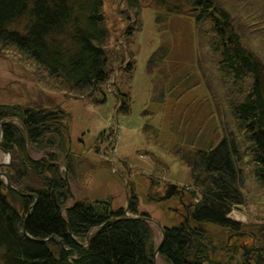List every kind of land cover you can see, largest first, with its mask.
<instances>
[{
	"label": "trees",
	"instance_id": "obj_1",
	"mask_svg": "<svg viewBox=\"0 0 264 264\" xmlns=\"http://www.w3.org/2000/svg\"><path fill=\"white\" fill-rule=\"evenodd\" d=\"M125 1L128 11H139L143 2ZM242 1L243 8L223 5V0L149 3L155 8L157 24L163 12L189 18L198 38L197 53L203 55L195 62L199 80L183 72L182 62L170 57L173 46L169 42L160 43L146 65L152 101L166 119L165 132L172 135L177 129L184 135V146L167 141L166 147L187 167L199 190V196H192L193 232L186 223L163 227L161 241L155 246L150 215L139 212L134 191L119 209H113L110 198L69 204L73 196L65 173L71 182L82 162L67 150L68 112L52 101L0 103V146L12 156L5 172L21 193L34 194L8 190L0 178V264H155L159 245L157 255L164 264H232L234 256L219 258L201 240L206 225L240 231L241 223L231 220L229 212L245 204L247 181L264 186V49L254 48L252 36L243 38L233 16L238 9L236 13L251 18L253 27L264 29V0ZM121 15L127 19L124 12ZM139 29L131 25L124 35L129 37ZM257 33V39L264 37ZM109 40L103 0H0V50L22 56L53 81L58 91L86 104H101L106 99L105 86L110 87L114 62ZM120 56L122 63L124 57ZM134 68L135 61H128L123 71L130 77ZM200 83L211 98L212 113L222 123V136L214 132L199 146L196 131L190 137L177 127L175 103ZM115 93L118 112L129 114V94L119 89ZM195 119L196 110L188 121ZM143 135L154 143L160 138L159 130L149 123L143 126ZM111 137L108 131L97 139L109 143ZM10 194L18 198V205ZM23 226L34 238H54L33 241L22 234ZM257 233L260 245L250 259L239 264H264V227Z\"/></svg>",
	"mask_w": 264,
	"mask_h": 264
},
{
	"label": "rangeland",
	"instance_id": "obj_2",
	"mask_svg": "<svg viewBox=\"0 0 264 264\" xmlns=\"http://www.w3.org/2000/svg\"><path fill=\"white\" fill-rule=\"evenodd\" d=\"M142 1L139 11H128L125 0H103L105 20L110 30L109 44L113 51L111 57L114 59L110 67L113 68L110 87L108 88L109 84L105 86L107 93L103 103L89 105L82 100L68 97L67 93L58 91L56 84L48 81L38 67L9 50H0V103L33 105L52 101L67 110L70 116L68 122L70 152L75 154L77 161L82 162L79 166L77 163L76 178L73 177V183L69 182V189L74 199L72 198L68 203L71 204L73 200H85L83 198L103 200L111 196L112 207L119 209L124 207L130 191H134L139 199V211L150 215L154 230V245L157 246L162 227H174L184 221L179 214L182 209L179 207L177 195L167 201L155 199L164 194L166 186L170 183L183 188L187 192L184 197L192 200L193 193L199 196V190L192 184L187 167L171 149L166 147L167 141L171 144L179 142L182 144L181 139L184 135H180L177 129L172 135L165 132L168 129L166 119L161 113L160 106L152 101V86L146 65L158 45L169 42L170 47L173 46L170 57L182 62L183 72H188L199 80L200 73L199 69H196L195 62L198 55L202 57L203 55L197 53L198 38L189 18H180L181 16L176 14L168 15L163 12L159 14L163 18L157 24L154 6L152 4L149 6L150 0ZM223 1H225L222 2L223 5L229 3L234 8L238 5L243 8L245 3L242 0ZM236 11L233 14L236 18L234 20L243 38L250 39L252 36L254 48L264 49V37L256 38L257 31L262 30L257 35H263L264 29L253 27L250 17L247 19ZM121 12L125 13L127 19L121 15ZM131 25L139 26L140 29L127 37L124 34ZM206 44L207 41L204 39L205 50L208 48ZM120 54V57H124L122 63ZM128 61H135V68L130 76L132 78L123 71ZM206 67L210 74L209 61ZM218 84L213 85L220 90ZM118 89L129 94L130 112L127 115L118 112L115 93ZM179 98L181 99L175 103L178 113L177 127L184 128L185 135L188 133L191 137L196 131L200 139L199 146L204 140L211 138L214 132H217L219 137L222 136V123H219L218 118L212 113L214 106L211 98H208L204 83H200ZM220 101L223 104V98H220ZM194 110H196V119L188 121ZM225 115L227 116V113ZM224 120L227 121L226 118ZM185 122L187 124H184ZM146 123L159 130L160 138L156 143L152 138L146 139L143 136V126ZM108 131L112 136L111 141L99 142L97 136ZM33 156L39 157L38 154ZM8 161V156L0 151V162ZM8 165L0 167V178L3 182L6 180L2 173L8 175L5 172ZM90 165L95 167L89 168ZM244 196L245 204L234 207L228 214L231 220L242 225L240 233L243 234L234 237L235 239L230 242L234 244L235 254H232L231 249L226 248L228 236L233 232L213 225L205 226L207 239L211 241L207 242L208 250L212 254L216 253L219 258L227 260L230 256L237 255L239 249L236 250V247L242 244L241 252L243 244L249 245L252 241L248 235L255 240V246L260 245V234L257 232L264 227V186L249 180L244 188ZM9 197L15 205H18V198L12 194ZM173 208H178L179 213L173 211ZM188 218V222L184 223L192 227L191 217ZM255 232L257 234H254ZM226 249L231 251L230 254ZM244 258L240 256L238 263L234 260L232 264H239ZM156 264H164L158 255Z\"/></svg>",
	"mask_w": 264,
	"mask_h": 264
},
{
	"label": "water",
	"instance_id": "obj_3",
	"mask_svg": "<svg viewBox=\"0 0 264 264\" xmlns=\"http://www.w3.org/2000/svg\"><path fill=\"white\" fill-rule=\"evenodd\" d=\"M68 139L70 140V138H69V135H68ZM0 151L1 152H3L5 155H7L8 156V158H9V162H0V167L1 166H5V165H7V164H10V161H11V155H10V152L8 151V150H6V149H4L2 146H0ZM2 175H4L5 176V184H6V187H7V189H10V190H13L14 192H16V193H18V194H20V195H29V196H34V194H32V193H28V194H25V193H21L20 191H19V189L18 188H16V187H14V186H12L11 184H10V182H9V178L4 174V173H2ZM65 180L67 181V187L69 188V183H68V180H67V178H66V175H65ZM184 190H183V188H178V185L177 184H175V183H170L169 185H168V189L165 191V194H163V195H161V196H159L158 198H157V201H165V200H168L170 197H172L176 192H183ZM29 215V214H28ZM25 223V222H24ZM22 234L25 236V237H27L28 239H31V240H33V241H41V242H44V241H46V240H48V239H51V238H54V236H51L50 238H47V239H37V238H34V237H32V236H30L27 232H26V230H25V226H23L22 227ZM58 241V240H57ZM255 242H254V239L252 240V244H251V246L248 248V249H243L241 252H240V256H242V257H246V258H249L248 257V255L250 254V252L253 250V248H254V244ZM63 245H64V243H63ZM159 247H160V245L157 247V249H156V251H155V257H154V262H155V264H156V255H157V253H158V251H159ZM236 262H238V259H237V261Z\"/></svg>",
	"mask_w": 264,
	"mask_h": 264
},
{
	"label": "flooded vegetation",
	"instance_id": "obj_4",
	"mask_svg": "<svg viewBox=\"0 0 264 264\" xmlns=\"http://www.w3.org/2000/svg\"><path fill=\"white\" fill-rule=\"evenodd\" d=\"M186 193H187L186 191H183L182 193L181 192L177 193V198H178L177 201H178L180 209H182V212L179 213L178 208H173L172 209V210H174V211H176V212H178L180 214V217L183 219L184 222H188V220H189L188 216L189 217L192 216L191 209L193 207V203H192L191 199H188V198L184 197V196H186ZM191 232H193V230ZM240 234H243V233H240ZM234 237L235 238L239 237V234H236V235L232 234L228 238V240H227L228 244H227L226 248H229V249L233 250V245L230 242L232 241V239H234ZM201 241H202V244L204 246H208L207 242L209 243V240L207 239V237L203 236ZM249 247L250 246L248 244L247 245L243 244V249H248Z\"/></svg>",
	"mask_w": 264,
	"mask_h": 264
},
{
	"label": "crops",
	"instance_id": "obj_5",
	"mask_svg": "<svg viewBox=\"0 0 264 264\" xmlns=\"http://www.w3.org/2000/svg\"><path fill=\"white\" fill-rule=\"evenodd\" d=\"M3 104H5V103H3ZM7 104V103H6ZM67 111V110H66ZM70 117V116H69ZM70 119V118H69ZM68 122H69V120H68ZM68 130L69 129H67V142H68V145H67V150H68V152H70V148H69V144H70V140L68 139ZM144 136V135H143ZM73 154V153H72ZM73 155H75V154H73ZM87 160V159H86ZM88 161V160H87ZM94 167H95V165H93ZM93 166H91L90 165V167L89 168H92ZM62 169H64L65 170V168L64 167H62ZM89 172V171H88ZM65 175H67L66 173H65ZM67 178V177H66ZM78 178V177H77ZM68 180V179H67ZM68 183H69V181H68ZM71 184L73 183V180H71V182H70ZM70 183H69V186H70ZM167 188H165V190H164V194H165V191L168 189V185L166 186ZM69 189V188H68ZM72 193V192H71ZM177 193L178 192H176L173 196H175V195H177ZM72 196H73V194H72ZM161 196V195H160ZM172 196V197H173ZM159 197V196H158ZM157 197V198H158ZM172 197H170V198H172ZM73 199H74V197H72ZM111 199V201H113V197H108V198H106V199H103V200H107V199ZM157 198L155 199L156 201H157ZM169 198V199H170ZM81 199V198H80ZM83 199H85V200H90V199H87V198H83ZM127 199H128V195H127ZM127 199H126V202H125V205H124V207L126 206V204H127ZM82 200V199H81ZM73 201H75V200H73ZM72 201V202H73ZM91 201H95L94 199H91ZM165 201H167V200H165ZM191 201L193 202V200L191 199ZM111 203H113V202H111ZM193 208H194V204H193V207H192V209H191V211H192V216H191V224H192V227L190 226V225H187V227H189L188 229L189 230H193L194 229V224H193V222H192V220H193V218H194V213H193ZM114 209V208H113ZM174 211V210H173ZM139 212H142V211H139ZM148 214V213H147ZM150 220H151V218H150ZM182 223H184V222H182ZM181 223V224H182ZM178 225V224H177ZM176 226V225H175ZM163 228V227H162ZM219 228V227H218ZM220 229H222V228H220ZM161 234V236H162V233H160ZM233 234H239V236H240V231H238V232H233ZM232 234H230L229 236H228V238L231 236ZM205 237H207V235L205 234L204 235ZM252 240H253V238L250 236V235H248ZM208 238V237H207ZM235 239V238H234ZM160 240H161V237H160ZM232 242V241H231ZM251 244H252V241H251V243L249 244V246H251ZM234 245V244H233ZM246 245V244H245ZM242 247V244L240 245V246H238V247H236V250H238L239 249V252H238V254L237 255H233L234 256V258H238V257H240V248ZM232 251V254H235V250L233 249V250H231ZM157 256V255H156Z\"/></svg>",
	"mask_w": 264,
	"mask_h": 264
}]
</instances>
